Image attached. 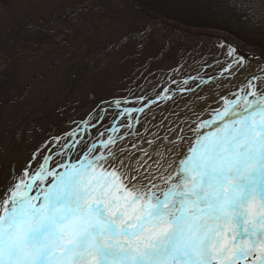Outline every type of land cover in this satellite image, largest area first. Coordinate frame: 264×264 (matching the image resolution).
I'll return each instance as SVG.
<instances>
[{
    "label": "snow or ice",
    "instance_id": "snow-or-ice-1",
    "mask_svg": "<svg viewBox=\"0 0 264 264\" xmlns=\"http://www.w3.org/2000/svg\"><path fill=\"white\" fill-rule=\"evenodd\" d=\"M233 65L243 59L224 71ZM255 80L264 77L222 97L163 171L109 149L63 172L41 165L15 177L0 199V264H264V88Z\"/></svg>",
    "mask_w": 264,
    "mask_h": 264
},
{
    "label": "rangeland",
    "instance_id": "rangeland-1",
    "mask_svg": "<svg viewBox=\"0 0 264 264\" xmlns=\"http://www.w3.org/2000/svg\"><path fill=\"white\" fill-rule=\"evenodd\" d=\"M90 1L0 0V69L9 73L8 39L21 22H52ZM133 11L136 14L99 13L81 34L85 36L73 38L64 48L23 55L15 74L17 93L13 87L0 88V199L25 170L31 176L44 165L59 173L85 155L91 158L109 149L118 155L123 150L121 158L131 154L133 162L136 151L154 138L161 144L152 146L141 162L147 161L150 171H163L185 154L201 119L224 106L222 97L244 95L241 87L253 76L264 75L249 60L244 67L224 71L242 59L237 50L228 55L234 47L210 38L221 34L238 41L226 33L187 29L149 19L138 8ZM240 43L252 54L264 55ZM90 49H104L95 66L85 57ZM109 137L116 142L106 148L102 142ZM93 145L95 150L89 152ZM51 180L49 176L36 185L47 187ZM36 190L34 186L33 195Z\"/></svg>",
    "mask_w": 264,
    "mask_h": 264
},
{
    "label": "trees",
    "instance_id": "trees-1",
    "mask_svg": "<svg viewBox=\"0 0 264 264\" xmlns=\"http://www.w3.org/2000/svg\"><path fill=\"white\" fill-rule=\"evenodd\" d=\"M133 7L141 9L139 14L149 19H161L187 29L223 32L264 52V0H91L52 22L33 18L21 22L15 28L17 33L8 39L9 73L0 69V88L13 87L17 93L15 74L21 70V58L26 52L64 48L73 38L85 36L81 34L97 14L116 15L117 11L123 15L136 14ZM102 50L86 51L91 66L102 58Z\"/></svg>",
    "mask_w": 264,
    "mask_h": 264
},
{
    "label": "bare ground",
    "instance_id": "bare-ground-1",
    "mask_svg": "<svg viewBox=\"0 0 264 264\" xmlns=\"http://www.w3.org/2000/svg\"><path fill=\"white\" fill-rule=\"evenodd\" d=\"M212 40L214 41H217V42H223L224 44L226 45H230L232 47H234L240 57L243 59V62L245 63V61L249 60L250 62L256 64V65H259L262 69H264V55H257V54H252L251 53V49L247 46H244L243 44H241L240 42L238 41H233L230 39V37H226V36H223L221 34H217V35H214V36H211L210 37ZM246 64V63H245ZM244 64V65H245ZM260 76V75H259ZM260 77H264V75H261ZM255 85L257 86V84H260V85H264V81L262 80H256L254 81ZM215 115V113L211 114V116H205L203 117V119H201L202 121H205V120H211L212 117ZM200 120V119H199ZM201 121V122H202ZM190 122V121H188ZM187 122V123H188ZM186 124V123H185ZM183 130L182 129H178L177 133L175 134V136L171 137L169 140H166L164 143H170L173 139H175V137H177V134ZM158 144H161V140L160 139H155L152 141V144L148 145V146H141L137 151L136 153L134 154V160H133V164H135L136 160L140 159L142 157V160L144 158H146L147 155H144V151L146 150L147 153H149V150L152 146H157ZM148 157V156H147Z\"/></svg>",
    "mask_w": 264,
    "mask_h": 264
},
{
    "label": "water",
    "instance_id": "water-1",
    "mask_svg": "<svg viewBox=\"0 0 264 264\" xmlns=\"http://www.w3.org/2000/svg\"><path fill=\"white\" fill-rule=\"evenodd\" d=\"M134 8H136V7H134ZM139 11H141V9H139ZM154 19H157V18H154ZM180 30V29H179ZM180 31H182V30H180ZM200 35V34H199Z\"/></svg>",
    "mask_w": 264,
    "mask_h": 264
}]
</instances>
